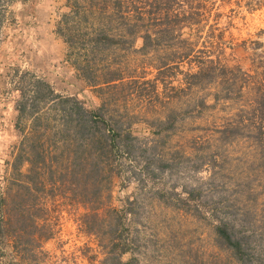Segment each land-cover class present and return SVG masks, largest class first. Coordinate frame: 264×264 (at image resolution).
Segmentation results:
<instances>
[{
	"label": "rangeland",
	"instance_id": "obj_1",
	"mask_svg": "<svg viewBox=\"0 0 264 264\" xmlns=\"http://www.w3.org/2000/svg\"><path fill=\"white\" fill-rule=\"evenodd\" d=\"M65 1L0 0V264H102L106 253L119 264H264V149L245 132L226 136L236 104L215 98L214 84L185 83L193 59L157 74L172 50L142 53L139 33L92 60L120 69L121 81L89 85L56 32ZM136 1L197 6L200 22L178 29L191 54L264 81V0ZM97 108L119 136L94 166L95 127L64 130L63 113ZM22 200L29 235H51L21 238L18 260L6 217Z\"/></svg>",
	"mask_w": 264,
	"mask_h": 264
},
{
	"label": "trees",
	"instance_id": "obj_2",
	"mask_svg": "<svg viewBox=\"0 0 264 264\" xmlns=\"http://www.w3.org/2000/svg\"><path fill=\"white\" fill-rule=\"evenodd\" d=\"M151 4L153 3L144 5V2L136 0H85L79 4L76 0L71 2L66 0L65 6L68 11L61 13V18H59L61 25H57L56 32L69 50L67 55H75L71 61L74 69L87 80L89 85L97 88L101 84L108 86L115 84L111 82H120L123 78L120 69L105 62L97 67V64H92V60L95 55L105 51L109 45L131 40L134 34L139 33L141 39L139 50L142 53H147L159 45L172 50L155 67L157 74L165 69L176 67L178 62L183 59H193L196 69L185 73V83L188 86H196L201 83L214 84L218 88L215 91V98L218 96L224 102L236 104L235 113L231 115L237 116L238 120L229 124L226 136L236 137L245 132L264 149V81L255 83L252 81L251 75L242 71L238 65H227L221 62L218 56H212L208 51L198 49L200 55L191 54L192 46L184 45L186 40L179 37L178 29L183 25L200 22L201 15L197 6L189 5L188 7H179L181 9H170L169 1H158L155 7H152ZM195 5L199 4L195 3ZM82 22L87 23L84 31H81L80 27L83 25ZM74 49L83 50L80 54L81 59H78V53ZM70 113H63V117H65L63 120L64 130L72 126L71 122L73 121L77 130L81 126L84 127L85 121L95 127L96 141L95 139L90 140L91 146L94 142L96 144L92 157L90 155V161L94 166L101 154H111L114 148H118L119 132L116 129L104 128L106 124L99 108L88 112L86 118H72ZM23 176L26 178V173ZM21 184L24 188L28 186L25 180ZM22 202L17 206H12L11 216L7 215L6 217L9 222L11 220V226L14 224L11 228V251L15 256L21 255L22 251L26 250L24 246L27 244V237L24 239L26 241L20 240L24 236L34 238L39 243V240L47 239L51 235V231L29 235L25 222L27 206L24 200ZM216 230L228 246L240 253V237H234L224 224L217 225ZM114 244L116 247L122 248L123 246V243ZM119 256L118 253L112 255L106 253L102 264H106L108 260L111 264H119ZM17 258L20 260L18 256ZM11 264H17V262L11 261Z\"/></svg>",
	"mask_w": 264,
	"mask_h": 264
}]
</instances>
